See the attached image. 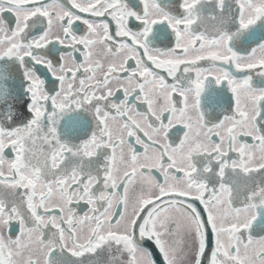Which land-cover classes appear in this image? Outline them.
Here are the masks:
<instances>
[{
	"label": "snow or ice",
	"instance_id": "1",
	"mask_svg": "<svg viewBox=\"0 0 264 264\" xmlns=\"http://www.w3.org/2000/svg\"><path fill=\"white\" fill-rule=\"evenodd\" d=\"M0 264H264V0H0Z\"/></svg>",
	"mask_w": 264,
	"mask_h": 264
},
{
	"label": "flooded vegetation",
	"instance_id": "2",
	"mask_svg": "<svg viewBox=\"0 0 264 264\" xmlns=\"http://www.w3.org/2000/svg\"><path fill=\"white\" fill-rule=\"evenodd\" d=\"M134 63V62H133ZM201 67H208L209 65L207 64V63H202L201 65H200ZM233 71H234V69H233ZM230 95V94H229ZM157 259L159 260V257L157 256Z\"/></svg>",
	"mask_w": 264,
	"mask_h": 264
}]
</instances>
